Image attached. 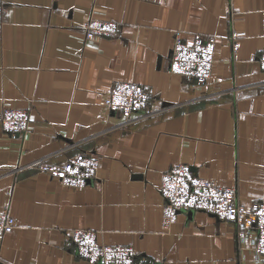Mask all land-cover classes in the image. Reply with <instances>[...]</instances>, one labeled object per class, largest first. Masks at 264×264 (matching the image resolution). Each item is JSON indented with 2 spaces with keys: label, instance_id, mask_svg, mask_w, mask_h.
I'll return each instance as SVG.
<instances>
[{
  "label": "crops",
  "instance_id": "0c3cea01",
  "mask_svg": "<svg viewBox=\"0 0 264 264\" xmlns=\"http://www.w3.org/2000/svg\"><path fill=\"white\" fill-rule=\"evenodd\" d=\"M0 112H29V130L0 122V210L14 229L0 264H98L76 256L67 233L91 228L158 264H264L251 235L204 211L161 224V174L189 164L234 188L246 207L264 202V0H0ZM89 16L119 23L116 36L86 39ZM236 37L232 39L231 33ZM215 38L203 84L169 70L175 35ZM236 43V48H233ZM147 92L143 116L107 110L113 81ZM77 152L99 160L97 177L62 185L28 165Z\"/></svg>",
  "mask_w": 264,
  "mask_h": 264
},
{
  "label": "built area",
  "instance_id": "2783aa9c",
  "mask_svg": "<svg viewBox=\"0 0 264 264\" xmlns=\"http://www.w3.org/2000/svg\"><path fill=\"white\" fill-rule=\"evenodd\" d=\"M0 6V16H1ZM86 39L116 36L119 23L113 19L89 16L84 22ZM232 39L236 33L230 34ZM236 48V43H233ZM214 36L196 34L191 41H184L175 35L169 56V70L174 74L205 83L212 75L214 66ZM264 69V51L257 56ZM148 96L144 87L127 79L113 81L101 100L110 111L121 112L129 118L143 116ZM2 128L8 134H22L29 130V112L24 108L4 107L0 112ZM37 171L47 173L62 185L82 187L97 177L99 160L93 154L77 152L61 163L38 159L28 165ZM160 194L161 224L171 226L179 212L201 210L227 222H234L241 237L251 235L252 250L257 258L264 260V202H254L246 207L236 201L234 188L219 185L194 173L186 163L176 164L161 174ZM16 225L9 206L0 210V242ZM67 240L76 256L98 264H158L145 254L137 253L125 244H102L97 241L91 228H72Z\"/></svg>",
  "mask_w": 264,
  "mask_h": 264
}]
</instances>
